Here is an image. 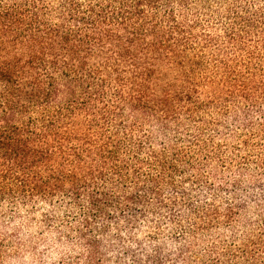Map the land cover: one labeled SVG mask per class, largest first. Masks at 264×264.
<instances>
[{
	"label": "trees",
	"instance_id": "1",
	"mask_svg": "<svg viewBox=\"0 0 264 264\" xmlns=\"http://www.w3.org/2000/svg\"><path fill=\"white\" fill-rule=\"evenodd\" d=\"M244 179L264 186V0H0V213L106 264L113 227L185 212L182 262L206 235L202 264H264V195Z\"/></svg>",
	"mask_w": 264,
	"mask_h": 264
},
{
	"label": "rangeland",
	"instance_id": "2",
	"mask_svg": "<svg viewBox=\"0 0 264 264\" xmlns=\"http://www.w3.org/2000/svg\"><path fill=\"white\" fill-rule=\"evenodd\" d=\"M238 164L233 168H226L213 165V170L225 176L233 175L238 172ZM249 175L253 170L248 168ZM238 175V174H237ZM247 178V177H246ZM245 178V179H246ZM181 178H178V181ZM243 180L242 193L252 191L253 196L261 197L264 195V186L259 183H252ZM259 186V188L253 187ZM191 187V185H187ZM192 191L194 196H204L209 198L211 204L222 205L229 200L228 193H220L218 198H214V194L201 184H197ZM256 194V195H254ZM216 195V194H215ZM217 196V195H216ZM6 212L0 213V241L4 236L9 239L0 246V264H84L81 255L84 249L79 244L77 237L73 236L71 244L67 245L59 241V233L57 229L46 227L42 222L40 215L34 219L30 217L27 210H22L17 217L12 214L8 206ZM182 210V208L180 209ZM260 210L256 206L249 208L243 212L238 219V224L242 225L248 217L256 219V215ZM188 217L185 212H180L176 222L164 225L161 228L155 227V218H150L144 226L136 230H130L129 227L122 222L117 229L113 227L111 234L101 237L102 252L109 258L106 264H139L135 261V256L142 257L144 253L151 251L153 246L157 245L163 249L165 261L160 264H202L206 258L207 236H203L199 243H196L195 249L187 250L182 262L183 247H188L192 243V238L185 236L182 226L187 225ZM178 229V230H177ZM14 230L17 232V239L13 236ZM231 230L226 226L220 228L218 232L225 236L231 234ZM242 230V228L240 229ZM16 235V234H15ZM98 236V235H97ZM153 237V239L150 238ZM12 237V238H10ZM119 237L120 240L115 238ZM18 240V241H17ZM108 240V241H107ZM63 241V240H62ZM187 242V243H186ZM134 256V257H133ZM201 256V259L199 257ZM187 261V263H186ZM141 264H150L143 262Z\"/></svg>",
	"mask_w": 264,
	"mask_h": 264
}]
</instances>
